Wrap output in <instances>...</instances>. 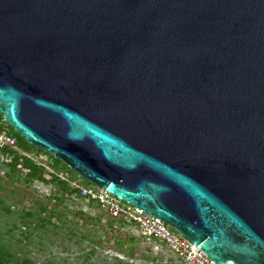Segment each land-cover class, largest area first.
Returning <instances> with one entry per match:
<instances>
[{
    "label": "water",
    "instance_id": "95a60500",
    "mask_svg": "<svg viewBox=\"0 0 264 264\" xmlns=\"http://www.w3.org/2000/svg\"><path fill=\"white\" fill-rule=\"evenodd\" d=\"M0 114L213 264H264V0H0Z\"/></svg>",
    "mask_w": 264,
    "mask_h": 264
},
{
    "label": "rangeland",
    "instance_id": "374dc122",
    "mask_svg": "<svg viewBox=\"0 0 264 264\" xmlns=\"http://www.w3.org/2000/svg\"><path fill=\"white\" fill-rule=\"evenodd\" d=\"M16 153L51 172L45 154ZM11 157L0 154V255L5 264H185L103 208L64 194L53 183L26 182L19 166L16 177H8ZM55 173L68 179L65 172ZM69 185L80 186V180Z\"/></svg>",
    "mask_w": 264,
    "mask_h": 264
},
{
    "label": "built area",
    "instance_id": "2783aa9c",
    "mask_svg": "<svg viewBox=\"0 0 264 264\" xmlns=\"http://www.w3.org/2000/svg\"><path fill=\"white\" fill-rule=\"evenodd\" d=\"M14 136L0 132V146L15 149ZM80 198L86 202H93L103 208L113 219L123 220L135 225L141 235L162 243L169 251L185 264H213L214 260L199 251L198 245L177 233L171 226L137 207L125 203L106 190L94 185L77 186Z\"/></svg>",
    "mask_w": 264,
    "mask_h": 264
},
{
    "label": "trees",
    "instance_id": "16d2710c",
    "mask_svg": "<svg viewBox=\"0 0 264 264\" xmlns=\"http://www.w3.org/2000/svg\"><path fill=\"white\" fill-rule=\"evenodd\" d=\"M5 129H8L9 131H5ZM0 132L7 133L9 135H12L16 139L15 149H12L8 146H0V154L2 155H11L10 161L7 163L8 166V174L7 176L10 178L16 177L15 171L17 170V167L19 166V169L21 168V171H24V179L26 182H31L33 180L43 182V183H53L55 184L58 189L67 195H74L78 198H80L78 194V188L76 186H70L69 184L71 182H75L77 179L80 180V185H91L86 180L79 177L74 171L70 170L63 162H61L58 159H54L50 154L43 152L42 150L28 144L23 138H21L19 135H17L8 125H6L3 120L2 116L0 114ZM20 149L23 152H30L31 150H34L35 152H40L48 156L50 163L49 167L51 168V172H47L44 167L36 164L34 161H32L30 158L24 156L17 155V150ZM69 174L68 179L67 178H60L55 172ZM84 183H82V182ZM60 200V198L58 199ZM90 205L98 206L97 204L93 202H89ZM29 215V214H27ZM113 219V218H112ZM118 220V219H116ZM123 222V220H120ZM0 264H5L3 261V258L0 255Z\"/></svg>",
    "mask_w": 264,
    "mask_h": 264
}]
</instances>
